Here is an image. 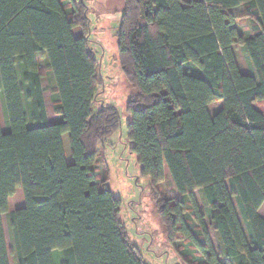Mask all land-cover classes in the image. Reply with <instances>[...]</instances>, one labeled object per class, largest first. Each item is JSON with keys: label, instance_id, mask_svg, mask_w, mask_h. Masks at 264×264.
<instances>
[{"label": "trees", "instance_id": "1", "mask_svg": "<svg viewBox=\"0 0 264 264\" xmlns=\"http://www.w3.org/2000/svg\"><path fill=\"white\" fill-rule=\"evenodd\" d=\"M64 1L0 0V264H10L3 214L15 264H55V249L64 264H145L120 198L92 173L120 118L114 106L94 109L100 90L86 6L73 0L68 14ZM243 19L248 35L235 26ZM115 38L132 88L129 150L167 239L191 242L202 264H264V115L254 106L264 101V0H123ZM38 57L53 79L58 121L48 119ZM166 169L178 197L160 198ZM186 195L202 242L186 218ZM16 200L24 205L10 209Z\"/></svg>", "mask_w": 264, "mask_h": 264}, {"label": "rangeland", "instance_id": "2", "mask_svg": "<svg viewBox=\"0 0 264 264\" xmlns=\"http://www.w3.org/2000/svg\"><path fill=\"white\" fill-rule=\"evenodd\" d=\"M73 0H65L66 13L74 9ZM77 1V0H74ZM86 6V16L89 22L88 32L89 49L97 61V79L100 94L98 102L94 103V109L101 105L114 106L120 118V126L117 132L112 134L97 149L92 173L98 185L106 183L114 195L121 200L120 218L126 226L130 242L141 252L145 264H202L203 258L197 248L188 240H176L170 242L165 233L161 219L156 208V199L151 191L149 181L140 177V168L136 163L135 155L129 150L126 138V127L129 115L126 112V104L132 93V88L125 80L116 60L117 48L115 33L120 23V13L123 8V0H83ZM237 29L243 34L251 33L248 19L235 22ZM81 29L73 30L74 36L82 34ZM238 64L243 72L248 73L249 66L241 49H235ZM39 70L43 74L44 97L47 107V115L50 121H58L56 113L58 96L53 91L54 83L51 75L45 69V60L38 57ZM23 103H24V97ZM264 115V101L254 105ZM25 114L27 109L24 103ZM212 111V110H209ZM0 123L3 131L7 130V123L3 114L2 98L0 93ZM160 198L178 197L172 180L165 170L164 180L157 183ZM21 193V191H18ZM22 194V193H21ZM195 203L200 214H204V222L214 250H220L219 240L209 224V217L202 204L199 191L193 193ZM190 197L183 196L185 215L196 238L202 242V229L194 220L191 209ZM24 205L23 201L16 200L9 203V208L14 210ZM259 214L264 217V203L259 209ZM202 217V215H201ZM7 214L2 215L9 263L15 264L11 254V244L7 224ZM55 264H64L62 250L52 251Z\"/></svg>", "mask_w": 264, "mask_h": 264}]
</instances>
